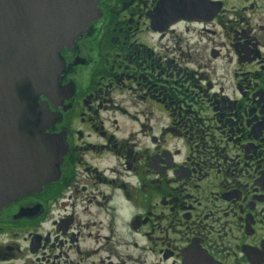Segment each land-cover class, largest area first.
<instances>
[{
	"label": "flooded vegetation",
	"instance_id": "obj_1",
	"mask_svg": "<svg viewBox=\"0 0 264 264\" xmlns=\"http://www.w3.org/2000/svg\"><path fill=\"white\" fill-rule=\"evenodd\" d=\"M59 55L57 176L0 209V264H264V0H98Z\"/></svg>",
	"mask_w": 264,
	"mask_h": 264
},
{
	"label": "water",
	"instance_id": "obj_2",
	"mask_svg": "<svg viewBox=\"0 0 264 264\" xmlns=\"http://www.w3.org/2000/svg\"><path fill=\"white\" fill-rule=\"evenodd\" d=\"M98 0H0V209L53 180L64 144L45 135L39 97L58 92L59 51L98 15Z\"/></svg>",
	"mask_w": 264,
	"mask_h": 264
}]
</instances>
